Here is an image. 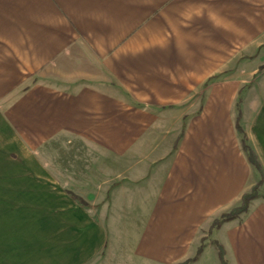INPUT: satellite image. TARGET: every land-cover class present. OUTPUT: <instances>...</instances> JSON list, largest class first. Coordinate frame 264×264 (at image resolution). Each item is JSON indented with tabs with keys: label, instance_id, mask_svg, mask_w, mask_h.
Instances as JSON below:
<instances>
[{
	"label": "crops",
	"instance_id": "0c3cea01",
	"mask_svg": "<svg viewBox=\"0 0 264 264\" xmlns=\"http://www.w3.org/2000/svg\"><path fill=\"white\" fill-rule=\"evenodd\" d=\"M263 44L264 0H0V264L194 257L258 180L233 107ZM249 94L264 170V85ZM211 238L264 264V182ZM189 264H221L215 245Z\"/></svg>",
	"mask_w": 264,
	"mask_h": 264
},
{
	"label": "trees",
	"instance_id": "16d2710c",
	"mask_svg": "<svg viewBox=\"0 0 264 264\" xmlns=\"http://www.w3.org/2000/svg\"><path fill=\"white\" fill-rule=\"evenodd\" d=\"M240 102H241V100L238 101V113H237L236 120H235V128H236L238 135L240 136L241 148L244 151V153L246 154L247 159L250 162V164L257 170V172L259 174V180L257 181L256 184H254L252 186L250 192H246L242 195L241 203L238 206L232 208L228 212L222 213L218 218L213 220V222L211 223V226H210V233L212 232L213 229L220 227V225L222 223L229 221V220H232V219H235L238 216H240L241 214L247 212L250 202L254 198L258 197L260 186L264 182L263 167H262V165L258 159V156L254 152L252 147L249 145L247 135H246L244 128L241 124L242 115H241V107L239 104ZM212 243L215 245V247L217 249L221 264H228L226 259H225V252H224L223 246L215 240H213ZM204 246H205L204 239H202L200 242V245L197 248V251H196V254L194 255V257H192V258H190V259H188V260H186L180 264H189V263L195 261L199 257V255L201 254Z\"/></svg>",
	"mask_w": 264,
	"mask_h": 264
},
{
	"label": "rangeland",
	"instance_id": "374dc122",
	"mask_svg": "<svg viewBox=\"0 0 264 264\" xmlns=\"http://www.w3.org/2000/svg\"><path fill=\"white\" fill-rule=\"evenodd\" d=\"M260 53H261V64L257 67V70L254 73L253 77L248 78V79L246 78V82L242 83V88H241L240 92L238 93V95L235 99L234 107H233L234 118H236L237 113H238V101L241 100V102L239 104L241 107V114H242V103H243V101L245 100V98H249V100H251V94H249V89H251L253 85H264V44L261 46V52ZM247 58L248 57H246V59ZM241 124H242V121H241ZM238 137L240 139L239 135H238ZM257 175H258V180H259V174H257ZM257 181H256V183H257ZM251 188L248 192L251 191ZM240 203H241V200L236 206H238ZM236 206H234V207H236ZM234 207H232V208H234ZM232 208H230L228 211H230ZM228 211H226V212H228ZM22 233L25 234V232H22ZM33 239H34L33 243L36 244V248L42 247L45 243V238H43V237H41V238L38 237V238H33ZM202 239H204L205 244L208 241H210V242L213 241V239L211 238L210 229H209L208 233H206V235L202 237ZM5 240H6L7 244L11 245L12 238H6ZM21 241L23 242V236L21 237Z\"/></svg>",
	"mask_w": 264,
	"mask_h": 264
}]
</instances>
